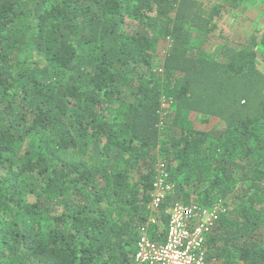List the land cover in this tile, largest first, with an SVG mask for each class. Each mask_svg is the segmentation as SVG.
<instances>
[{
	"label": "trees",
	"instance_id": "trees-1",
	"mask_svg": "<svg viewBox=\"0 0 264 264\" xmlns=\"http://www.w3.org/2000/svg\"><path fill=\"white\" fill-rule=\"evenodd\" d=\"M235 1L0 0V264H133L219 200L208 264H264V40L223 33Z\"/></svg>",
	"mask_w": 264,
	"mask_h": 264
},
{
	"label": "built area",
	"instance_id": "built-area-1",
	"mask_svg": "<svg viewBox=\"0 0 264 264\" xmlns=\"http://www.w3.org/2000/svg\"><path fill=\"white\" fill-rule=\"evenodd\" d=\"M163 167L160 165L154 183L153 201L149 207L152 212L174 187L170 174ZM227 210L223 200L211 207L175 204L167 211L169 222L165 239H153L148 230L144 231L138 240L133 264H208L207 238ZM150 223L155 224L153 216Z\"/></svg>",
	"mask_w": 264,
	"mask_h": 264
},
{
	"label": "rangeland",
	"instance_id": "rangeland-1",
	"mask_svg": "<svg viewBox=\"0 0 264 264\" xmlns=\"http://www.w3.org/2000/svg\"><path fill=\"white\" fill-rule=\"evenodd\" d=\"M202 1V0H201ZM205 3L211 5L225 4V0H203ZM235 9H231L230 12L226 13L223 20V26L225 31L231 36V39L242 42L251 43L252 38L256 37L258 41L264 40V0H237L234 2ZM230 7V6H229ZM259 52V61L262 69H264V46L260 44L257 48ZM158 57L155 60L157 68L160 67L162 55L164 53L163 47L158 51ZM164 98V107H170L171 101ZM165 115V113H164ZM191 121L193 125L198 129H208L216 126L219 122L211 119L208 123H202L200 118L191 114ZM98 155V151H96Z\"/></svg>",
	"mask_w": 264,
	"mask_h": 264
}]
</instances>
